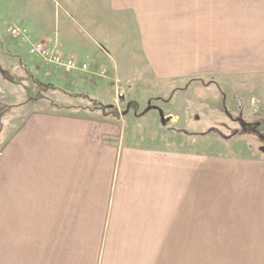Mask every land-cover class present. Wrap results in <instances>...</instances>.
<instances>
[{
	"label": "crops",
	"instance_id": "0c3cea01",
	"mask_svg": "<svg viewBox=\"0 0 264 264\" xmlns=\"http://www.w3.org/2000/svg\"><path fill=\"white\" fill-rule=\"evenodd\" d=\"M32 1L19 14L31 40L106 61L117 81L137 62L159 85L201 86L239 47L244 71L264 73V0H62L88 34L78 44L67 23L47 28L45 0ZM112 97L68 111L12 108L0 144V264H264V156L127 141ZM202 197L228 216H201Z\"/></svg>",
	"mask_w": 264,
	"mask_h": 264
},
{
	"label": "rangeland",
	"instance_id": "374dc122",
	"mask_svg": "<svg viewBox=\"0 0 264 264\" xmlns=\"http://www.w3.org/2000/svg\"><path fill=\"white\" fill-rule=\"evenodd\" d=\"M41 4L47 28L62 32L67 23V35L75 43L90 42L82 24L66 16L62 0ZM33 5L32 0H0V144L13 107L16 111H68L75 105L100 107L103 99L112 103L115 96L126 114L127 141L227 157L264 156V73L244 71L246 52L240 47L236 56L221 61L215 77L202 79L201 86L198 81L159 85L149 80L146 71H140L137 62L131 72L123 74L125 81H117L106 61L107 69L100 68L74 54L89 70L67 72L29 53L35 41L19 14L33 10ZM15 26L27 28V41L11 34ZM129 26L125 34L128 41L135 42L133 26L132 30ZM119 31L110 35L118 36ZM96 38L100 48L106 46ZM237 42L240 45L241 40ZM108 92L110 97L105 98ZM213 207L214 200L201 198V216H228V210L214 211Z\"/></svg>",
	"mask_w": 264,
	"mask_h": 264
},
{
	"label": "built area",
	"instance_id": "2783aa9c",
	"mask_svg": "<svg viewBox=\"0 0 264 264\" xmlns=\"http://www.w3.org/2000/svg\"><path fill=\"white\" fill-rule=\"evenodd\" d=\"M10 32L13 36L17 37L18 40L27 41V28L15 26L11 28ZM29 53L38 57L42 61L67 72L89 70V65L87 63H82L74 55H66L62 53L56 47H52L44 41L33 42L29 46Z\"/></svg>",
	"mask_w": 264,
	"mask_h": 264
},
{
	"label": "trees",
	"instance_id": "16d2710c",
	"mask_svg": "<svg viewBox=\"0 0 264 264\" xmlns=\"http://www.w3.org/2000/svg\"><path fill=\"white\" fill-rule=\"evenodd\" d=\"M81 77H83V76H81ZM111 107V106H110Z\"/></svg>",
	"mask_w": 264,
	"mask_h": 264
}]
</instances>
